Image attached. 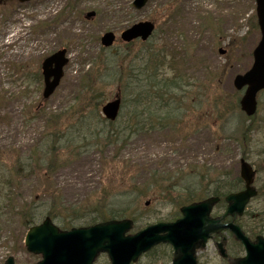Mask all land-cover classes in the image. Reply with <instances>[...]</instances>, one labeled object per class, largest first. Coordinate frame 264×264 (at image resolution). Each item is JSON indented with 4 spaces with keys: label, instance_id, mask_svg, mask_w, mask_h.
Here are the masks:
<instances>
[{
    "label": "rangeland",
    "instance_id": "rangeland-1",
    "mask_svg": "<svg viewBox=\"0 0 264 264\" xmlns=\"http://www.w3.org/2000/svg\"><path fill=\"white\" fill-rule=\"evenodd\" d=\"M174 0H150L144 9L134 11L131 8L132 0H30L28 3L19 5L15 0H7L0 6V31L3 32L8 27L6 21L11 20V37L8 41L17 40L19 27L43 26L45 36L38 37L39 44L30 56L21 57L19 62H12L13 51L6 50L0 52V171L3 174L4 167L9 168L15 157L25 158L29 155L31 147L41 146L48 127V115L66 113L76 95H81V83L89 84L97 89H103L107 96L105 102L111 100L118 89L122 86L117 84L119 74L124 73L128 66L134 61L136 69L143 70L146 66L145 52L149 47H153L154 53L160 51L166 55L165 69H160V74L177 75L184 85H190L187 92L183 91L180 97L182 102L186 101L188 127L185 118H179V133H172L166 127L161 129L148 130L138 129L133 121V108L127 106L121 110V117L114 127L131 126V135L124 133L119 137L131 138L124 146L122 140L115 146H109L101 154L95 147H86L82 154L70 160L67 164L58 169L48 179L53 189L57 192L55 197L58 203L61 201L64 208H78L80 210L91 209L96 197L101 195L102 189L111 188L112 182L120 185L122 162L129 160L131 169L136 172L126 174V177L135 176L140 188L150 185L153 180H162V190L154 198L153 192L139 199L135 214L140 219L137 226L146 227L147 224H154L157 221L165 220L170 215H174L176 209L172 202L177 195L183 194L193 188L189 179L181 182L177 189H170L171 172H176V176L181 173H208V179L218 177L219 173H237L238 161L243 155L238 142L229 139V134L234 128L239 127V114L228 112L221 114L213 107V97L215 92L209 86H215L216 80L220 77L219 87L224 95L233 99L234 89L232 86L233 77L236 74L244 73L252 63V50L255 48L260 38L259 30L253 26L250 18L253 15V0H180L183 7L179 12L170 8L167 11V21L165 8L169 7ZM70 7L72 12L59 15V19L54 22L53 16L58 15L62 9ZM96 11L97 16L94 21L83 18L86 11ZM5 13H8L5 15ZM21 21L17 26L16 21ZM154 21L156 32L150 38L147 45L137 41L128 46H122V42L117 40L111 49H101L98 38L105 31H113L117 36L128 26L137 21ZM36 39L35 35H32ZM32 41V37L29 39ZM8 46L7 41H3L0 35V49ZM34 47V46H33ZM56 47L67 49L68 63L64 68V77L54 94L42 102L41 93L43 80L37 76L39 71L34 69L15 70L8 67V63H21L34 65L44 54H50ZM225 49V53L220 55L218 49ZM144 56V61L141 58ZM9 57V58H8ZM168 58L173 59V70H168ZM11 59V60H10ZM110 63L113 73L107 78L104 77L103 69L105 64ZM109 72V71H107ZM106 72V73H107ZM136 72V71H135ZM137 73V72H136ZM146 73H142L139 80H144ZM95 80V81H94ZM94 81V83L92 82ZM132 82V81H131ZM131 82L130 85L132 84ZM126 97L129 99L134 95ZM260 99V98H259ZM261 100V99H260ZM202 103H198V102ZM264 102V98H263ZM67 104V105H66ZM232 107V101L229 102ZM70 120H66L65 126ZM264 121V110L255 121L258 128ZM225 122V123H224ZM230 124V128L224 129L221 125ZM90 126L97 127L94 121H90ZM71 121L67 130L71 127ZM77 128V127H76ZM78 129V128H77ZM80 129V128H79ZM108 129V128H106ZM81 130V129H80ZM236 130V129H235ZM78 134L79 145L93 143L88 138L85 129ZM71 139V136H68ZM72 140V139H71ZM249 143L246 159L250 164L258 167L264 151V130L259 133L252 132L247 140ZM117 149L119 152H117ZM67 152L63 154L66 156ZM70 153V152H69ZM115 155L122 161L116 166L112 162L111 156ZM64 156V157H65ZM260 166V165H259ZM171 171V172H170ZM168 174V175H167ZM175 176V177H176ZM258 180L264 178L263 173L258 174ZM179 177H186L181 175ZM149 178V179H148ZM1 179V177H0ZM148 179V180H147ZM166 179V180H164ZM113 180V181H112ZM197 182V180L195 181ZM16 188L14 203L22 205L34 199V205L44 212L43 204L49 201V194L45 193L47 183L40 175L28 176L19 180ZM259 187V182H256ZM151 200L146 208L144 203ZM119 202V200H117ZM263 199L253 200L247 208V212H258L264 209ZM263 203V204H262ZM216 210V209H215ZM218 210H216L217 212ZM68 213V212H67ZM18 219L15 218L10 224H1L0 233V262L3 263L8 257L11 239H8L10 232H22ZM228 240L231 250L237 251V244ZM16 263L32 264L38 262L39 257L20 250L13 255ZM99 264H108L106 256L99 259ZM201 264H225L214 248L213 242H209L206 250L202 254ZM159 263L152 260V255H148L139 260L137 264Z\"/></svg>",
    "mask_w": 264,
    "mask_h": 264
},
{
    "label": "water",
    "instance_id": "water-1",
    "mask_svg": "<svg viewBox=\"0 0 264 264\" xmlns=\"http://www.w3.org/2000/svg\"><path fill=\"white\" fill-rule=\"evenodd\" d=\"M28 1V0H20ZM148 0H134L133 7L141 9ZM257 23L260 26L262 38L253 52L254 63L246 74L236 75L234 87L242 88L248 84L245 95L241 98V109L249 116L255 113L256 93L264 88V0H255ZM94 13H89L92 16ZM151 22H139L128 28L121 34V39L131 41L138 37L147 40L153 31ZM114 35L106 33L102 38V44L112 45ZM65 50L58 51L53 56L43 61V75L45 76L43 98H48L57 87L61 79L62 70L66 64ZM54 65V66H53ZM53 78L52 80H50ZM120 99L110 101L102 108L103 114L109 120L117 118L120 109ZM240 175L245 181V190L240 193H231L226 196L227 210L217 218H211L212 206L218 198L191 203L179 210L182 217L176 222L157 223L147 226L146 229L128 234L133 228V222L129 219L105 221L93 226L60 230L50 218H46L37 226L28 229L25 235L24 246L28 252L41 256V261L35 264H92L100 253L109 256L110 264H130L136 262L141 253L159 243L171 244L174 249L172 264H196L197 250L205 247L207 239L213 233H221L229 230L234 239L239 241L246 250L243 258H234L231 264H264V238L256 236L254 241L249 239L244 231L234 222L222 223L226 216L235 218L241 216L245 204L256 194L251 184L255 174L251 167L243 160L240 161ZM222 257L227 253L224 243L217 244ZM4 264H15L12 256H9Z\"/></svg>",
    "mask_w": 264,
    "mask_h": 264
},
{
    "label": "trees",
    "instance_id": "trees-1",
    "mask_svg": "<svg viewBox=\"0 0 264 264\" xmlns=\"http://www.w3.org/2000/svg\"><path fill=\"white\" fill-rule=\"evenodd\" d=\"M128 46V44H127ZM145 55V73L148 80V89L143 92L140 91L136 94L130 101L124 102L125 104L132 105L133 108V121L135 126H140L139 129L146 128L153 130V128H163V126L168 125L171 119L174 118V112L178 108L173 107L174 99L177 94L180 93L181 81L176 80V77H165L157 76V69L159 66L165 63L164 55H159L153 52L152 48L146 49ZM136 68L135 61L129 66V69ZM130 74V73H129ZM128 74V76H129ZM95 81V80H94ZM94 81H92L94 83ZM86 82L82 86V91L85 92L83 96H78L76 101L69 105L68 116L65 118V114H55L50 115L48 119V127L45 130V136L43 137L41 146H37L32 153L25 157H17L15 162L7 171H4L3 174H0V226L1 224H10L13 220L18 219L19 227L23 230L28 229V226L39 221L43 215L51 216L54 221H56L62 228L69 229L72 226H82V225H93V223L101 222L103 220H110L114 218H124L125 216H131L133 214V207L136 203L138 196H145L148 193V188L140 189L138 188L137 181L135 178L134 181H131L128 184L126 181H122L121 185L125 184L126 186L121 187L119 190L114 188L102 189L101 195L95 198V205L90 211H82L80 209L71 208L69 214L66 213L61 201L58 203V198L55 197L57 192L53 189L52 184L50 183L49 176L54 170H57L59 167H62L67 163L66 157L62 156L64 149H67L71 144L73 149L76 143H67L68 140L65 139V122L66 120L71 121L73 128L78 130L77 134L83 133L82 130L87 129L89 131V136H92L95 139H98V136L101 132L95 133L89 128L90 120L99 122H105L104 119L99 117V105L104 99L105 95L101 91L102 89H97L94 92L95 87ZM128 85H126L127 87ZM126 89V88H125ZM90 93V95H89ZM215 108L218 104H221L222 107H227L229 101L224 99V96L221 93H216L213 97ZM178 104V100L176 101ZM81 104V105H80ZM148 104V105H147ZM237 108V101L234 104ZM126 106V105H125ZM123 106V107H125ZM89 108V109H88ZM69 121V122H70ZM115 122H109L108 126L111 129L108 132H104L105 140L95 141L94 145H106L110 144L118 139H112L114 136H121V134L128 132L131 133V126H120L114 127ZM78 129H77V128ZM106 138L108 140H106ZM129 139V138H126ZM125 142V141H124ZM73 153H71V156ZM7 169V168H4ZM3 169V170H4ZM40 175L45 183H47V188L45 193L49 194V201L43 204L44 212L39 210L34 205V199H31L29 203H23L22 205H16L14 199L16 197L15 190L18 188V183L15 182L17 178L28 177V176H37ZM241 180L237 177L234 179L233 183H230L227 187L216 188L212 190L213 195L224 196L226 193L231 192V190L239 189L241 186ZM178 187V180L170 184L169 188L176 190ZM202 190L195 189V191H190L184 195H178L174 203L178 204H188V202L195 201L199 197L209 194L210 190L207 193L202 194ZM119 200V202L117 201ZM261 221L259 225L264 223V212L260 214ZM244 225L247 228V232L251 235L256 234L258 228L251 227L247 220H245ZM1 230V228H0ZM0 237H2L0 233ZM22 232H10L8 239L12 240V253H17L19 248H21L22 241Z\"/></svg>",
    "mask_w": 264,
    "mask_h": 264
},
{
    "label": "flooded vegetation",
    "instance_id": "flooded-vegetation-1",
    "mask_svg": "<svg viewBox=\"0 0 264 264\" xmlns=\"http://www.w3.org/2000/svg\"><path fill=\"white\" fill-rule=\"evenodd\" d=\"M160 248H161V247H160ZM163 248L170 250L171 247L166 245V246H164ZM169 254H170V253H168V256H169ZM172 255H173V253L171 252L169 258H171Z\"/></svg>",
    "mask_w": 264,
    "mask_h": 264
}]
</instances>
